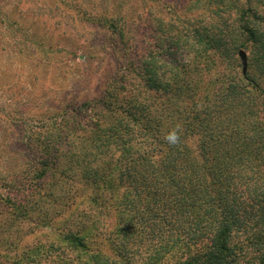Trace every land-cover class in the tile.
<instances>
[{
	"label": "trees",
	"instance_id": "16d2710c",
	"mask_svg": "<svg viewBox=\"0 0 264 264\" xmlns=\"http://www.w3.org/2000/svg\"><path fill=\"white\" fill-rule=\"evenodd\" d=\"M11 1L0 0V264H264V0L152 13L144 55L139 0L125 14L69 0L119 52L103 76L87 63L71 92L35 85L51 46Z\"/></svg>",
	"mask_w": 264,
	"mask_h": 264
},
{
	"label": "rangeland",
	"instance_id": "374dc122",
	"mask_svg": "<svg viewBox=\"0 0 264 264\" xmlns=\"http://www.w3.org/2000/svg\"><path fill=\"white\" fill-rule=\"evenodd\" d=\"M100 3L102 8L114 10L117 14L129 13L131 6L136 5L130 0H100ZM187 3V0H139L137 4L140 12L139 26L143 33L141 55H144L153 43L154 33L150 30L153 25L151 14L162 17L164 21H171L174 18L173 14L182 13V8ZM224 5L215 0L212 3V7L219 9V12ZM76 6L69 0L66 2H61V0H12L8 9L6 8L7 11L12 12V15L14 14L16 19L21 17L26 27L36 23L34 33H37L39 38L44 37L47 46H51V49H44V52L39 53L43 57L47 56V59L41 63L39 68L31 71L36 78L35 85L40 83L46 89L48 87L57 88L60 83L63 91L71 92L82 88L79 83L82 82V77L89 68L87 63H90L94 70L98 63H101L98 69L101 76L108 73L111 66L117 65L119 52L115 39L97 35V32L103 33V31L95 25L80 23L79 17L74 15L72 10ZM135 11V8L132 9L131 14H137ZM25 13L29 15L22 17L21 15ZM242 50L249 56L251 49L248 46ZM7 57L8 53H0L2 63ZM238 60L242 63L240 55Z\"/></svg>",
	"mask_w": 264,
	"mask_h": 264
},
{
	"label": "clouds",
	"instance_id": "9594fccd",
	"mask_svg": "<svg viewBox=\"0 0 264 264\" xmlns=\"http://www.w3.org/2000/svg\"><path fill=\"white\" fill-rule=\"evenodd\" d=\"M179 126H177L176 129H174L173 131H171L166 137L165 139L167 140V142L170 145H178L180 143V136H179Z\"/></svg>",
	"mask_w": 264,
	"mask_h": 264
},
{
	"label": "water",
	"instance_id": "95a60500",
	"mask_svg": "<svg viewBox=\"0 0 264 264\" xmlns=\"http://www.w3.org/2000/svg\"><path fill=\"white\" fill-rule=\"evenodd\" d=\"M239 55H240L242 62H243V70L245 71L246 67H247V54L245 51L241 50L239 52Z\"/></svg>",
	"mask_w": 264,
	"mask_h": 264
}]
</instances>
